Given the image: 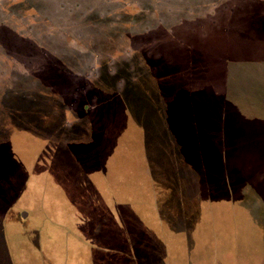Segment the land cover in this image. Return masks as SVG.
Returning a JSON list of instances; mask_svg holds the SVG:
<instances>
[{
  "label": "rangeland",
  "instance_id": "374dc122",
  "mask_svg": "<svg viewBox=\"0 0 264 264\" xmlns=\"http://www.w3.org/2000/svg\"><path fill=\"white\" fill-rule=\"evenodd\" d=\"M243 58L264 59V0H0V93L14 71L40 75L33 93L50 92L42 119L7 117V105L24 102L0 101V264H264V193L249 188L242 212L186 223L164 187L153 207L147 177L132 179L140 170L119 136L92 131L101 120L113 125L119 97L129 113L163 87L204 93L197 101L181 92L184 108H201L210 127L219 121L223 136L251 154L254 174L264 117L232 110L225 95L227 64ZM173 74L179 84L161 82ZM113 94L117 108L90 117L85 105ZM218 109L222 122L206 118ZM153 113L141 116L153 122ZM236 124L256 132L238 136ZM144 139L149 145V125Z\"/></svg>",
  "mask_w": 264,
  "mask_h": 264
},
{
  "label": "trees",
  "instance_id": "16d2710c",
  "mask_svg": "<svg viewBox=\"0 0 264 264\" xmlns=\"http://www.w3.org/2000/svg\"><path fill=\"white\" fill-rule=\"evenodd\" d=\"M175 57L177 58V53ZM14 59L15 57H12L10 61ZM175 59L173 57L171 61L169 60L168 62L170 63L169 66L171 65L173 67L174 73L176 74L180 65L178 60ZM165 62L166 60H162V63ZM169 66L166 67L168 68ZM42 70H44L43 67ZM14 74L16 77L14 78V82L8 84L7 81L5 91L0 93V101H2L1 98L8 102L20 100L25 104L23 103L19 106H16V104L7 105L6 108L8 110L2 114H6L7 117H20L25 120L31 118L42 119L43 117L40 111L42 108H39L45 102V94H50V92L45 88L46 90L42 91L44 93H33V89L37 86L39 87L44 81H42L40 75L30 72L27 75L20 76V74L14 71ZM3 75H6V73ZM151 75L153 77L160 75L154 66ZM175 77L177 76L162 78L161 82L164 81L168 85H170V83L172 85H177L180 82L176 81ZM38 78L40 80L35 82ZM121 81L124 83V79H121L120 82ZM34 82L36 83L35 85L32 84ZM47 83L46 86L48 87ZM133 83H135V80L132 75V84ZM166 83L164 86H167ZM155 86L156 88L159 87V89H162L160 83L159 86L155 83ZM77 90V92H80V88ZM170 91L173 93H169ZM181 92L185 94L184 96L189 95L193 96L195 99L197 98V101L205 97L204 93L192 92V95H190L185 91L176 89L168 90V88L163 87L162 92L154 91L153 94L147 95L148 99L141 100L136 106V110L129 111V113L126 109L128 110L130 105L126 102L123 103V100L119 97L118 102L121 101L119 105L120 110H117L119 111L118 113L112 112L114 120L113 125L119 128L118 130L113 128L116 133L110 134L108 127L113 125L104 123L102 120L99 122L97 121L98 123L96 125L94 124L95 126L92 127V131L94 134H98L100 130L101 136L104 138L119 136L117 138L120 142L118 146H120L122 150L124 148L126 152L131 153L130 151H132V157L135 159V162H137V169L140 170L139 175L132 179L138 182L141 177L144 179L147 177L150 190L154 194V201L151 202L154 208H157V199H155V196L158 195L160 188L164 187L165 190L170 192L169 198L177 203L178 206L184 207L183 210L179 212L182 213L181 217L186 223L213 221L217 219L220 214L227 211L242 212L243 196L249 194L246 192L247 189L254 187V191H257L260 197L262 196L261 194L264 193L263 186L258 189L260 185L252 184V180H256L260 184L264 183V156L258 158L255 154H252L254 158L260 161L257 162L255 160L258 163V169L254 174L253 171H248L245 161L253 159L250 158L251 154L246 153L243 149H237L239 147L235 139L229 140V138L223 136L219 129V121L216 123L213 122L214 124L210 127L207 120H205L204 112H202L201 108L197 109V106L194 105L193 107L190 106L187 111L181 101ZM122 93L123 92H119L118 95ZM116 94L108 95L104 100L98 101V103L94 105L90 103L88 105L86 104L84 108L89 112L90 117H93L94 113L97 115V110H99L100 107L107 112L116 107L114 106L115 103H112L114 102L113 98L117 96ZM21 95L24 96V98ZM50 99L53 98L51 97ZM131 99L135 104L136 101L133 95H131ZM28 100L31 101L28 102ZM73 101L75 102H73L71 106L77 104L78 98H75ZM197 101L193 102L197 103ZM156 106H160L161 110L159 111ZM169 109L170 113H166ZM163 110L165 114L163 115L162 113L161 115L159 112H163ZM229 110H227V112ZM151 113H153L154 116L153 122L152 119L148 118ZM229 113L230 112L223 114L224 120L226 116L229 118ZM146 114H148V117L141 116ZM0 116L4 117V115ZM211 117H213L212 119H220V122L223 121V119H221L220 109H218L216 113L212 111L211 114H206L207 119ZM145 118L149 119V123H147ZM148 125L149 145L144 139V131L148 128ZM163 125L167 133L165 130L161 131ZM230 128L237 129L238 136H243L242 134H244V132L245 134H254V132H256V130L250 129L243 131L242 124H236L235 127L230 126ZM165 135L168 140L161 142L160 139ZM144 164L147 165L146 168L149 169L148 175L141 170L145 167ZM242 164L244 166H242ZM261 190L262 193H260ZM140 198H143V196H140ZM174 216L179 218L177 212H174ZM173 227L175 228L176 226L174 225ZM174 228H172V230L177 231L174 230ZM187 248L189 249V247ZM185 253L186 251L183 252V256Z\"/></svg>",
  "mask_w": 264,
  "mask_h": 264
},
{
  "label": "crops",
  "instance_id": "0c3cea01",
  "mask_svg": "<svg viewBox=\"0 0 264 264\" xmlns=\"http://www.w3.org/2000/svg\"><path fill=\"white\" fill-rule=\"evenodd\" d=\"M226 99L249 119L264 117V59H234L225 70Z\"/></svg>",
  "mask_w": 264,
  "mask_h": 264
}]
</instances>
